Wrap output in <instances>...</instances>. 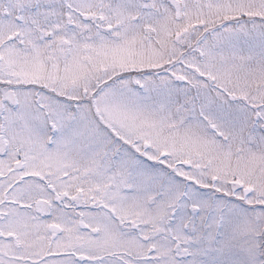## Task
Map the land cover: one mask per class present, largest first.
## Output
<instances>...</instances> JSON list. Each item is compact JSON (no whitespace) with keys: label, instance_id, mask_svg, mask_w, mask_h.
Segmentation results:
<instances>
[{"label":"snow or ice","instance_id":"6c2138e0","mask_svg":"<svg viewBox=\"0 0 264 264\" xmlns=\"http://www.w3.org/2000/svg\"><path fill=\"white\" fill-rule=\"evenodd\" d=\"M0 264H264V0H0Z\"/></svg>","mask_w":264,"mask_h":264}]
</instances>
